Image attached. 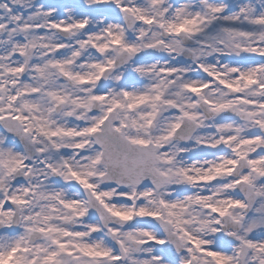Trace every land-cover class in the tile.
Masks as SVG:
<instances>
[{"label":"snow or ice","instance_id":"obj_1","mask_svg":"<svg viewBox=\"0 0 264 264\" xmlns=\"http://www.w3.org/2000/svg\"><path fill=\"white\" fill-rule=\"evenodd\" d=\"M0 264H264V0H0Z\"/></svg>","mask_w":264,"mask_h":264}]
</instances>
